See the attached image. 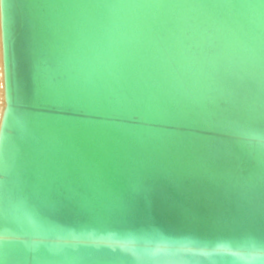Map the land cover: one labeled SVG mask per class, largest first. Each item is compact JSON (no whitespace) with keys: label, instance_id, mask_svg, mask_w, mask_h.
I'll return each instance as SVG.
<instances>
[{"label":"water","instance_id":"1","mask_svg":"<svg viewBox=\"0 0 264 264\" xmlns=\"http://www.w3.org/2000/svg\"><path fill=\"white\" fill-rule=\"evenodd\" d=\"M0 7V264H264V0Z\"/></svg>","mask_w":264,"mask_h":264},{"label":"bare ground","instance_id":"2","mask_svg":"<svg viewBox=\"0 0 264 264\" xmlns=\"http://www.w3.org/2000/svg\"><path fill=\"white\" fill-rule=\"evenodd\" d=\"M6 105L5 98V74H4V58L2 43V27H1V7H0V107Z\"/></svg>","mask_w":264,"mask_h":264},{"label":"snow or ice","instance_id":"3","mask_svg":"<svg viewBox=\"0 0 264 264\" xmlns=\"http://www.w3.org/2000/svg\"><path fill=\"white\" fill-rule=\"evenodd\" d=\"M0 3H2V0H0ZM7 106H3V107H0V131H2L5 127V122H6V119H7V114L5 112V108ZM0 243H2V241H0Z\"/></svg>","mask_w":264,"mask_h":264}]
</instances>
